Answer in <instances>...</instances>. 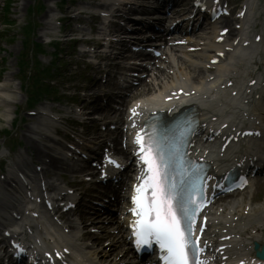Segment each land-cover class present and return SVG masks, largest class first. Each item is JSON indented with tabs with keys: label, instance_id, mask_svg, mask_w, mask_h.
<instances>
[{
	"label": "snow or ice",
	"instance_id": "6c2138e0",
	"mask_svg": "<svg viewBox=\"0 0 264 264\" xmlns=\"http://www.w3.org/2000/svg\"><path fill=\"white\" fill-rule=\"evenodd\" d=\"M136 142L141 143L139 136ZM144 143L148 146L141 145L146 153L141 158L148 166L149 175L142 185L137 186L131 209L137 217L134 221L137 246H151L155 241L164 253L165 264H193L190 251L196 241L189 240L191 227L185 230L182 221L190 215L195 217V212L190 209L194 202L185 201L177 185L169 182L168 161L157 142L150 137Z\"/></svg>",
	"mask_w": 264,
	"mask_h": 264
},
{
	"label": "rangeland",
	"instance_id": "374dc122",
	"mask_svg": "<svg viewBox=\"0 0 264 264\" xmlns=\"http://www.w3.org/2000/svg\"><path fill=\"white\" fill-rule=\"evenodd\" d=\"M1 1V0H0ZM6 1H8V3H6ZM45 2V0H43ZM21 0H2V4H0V9L2 10V16L8 20V23L10 25H12L11 27L8 28V37H9V44H6V43H1L3 48H8V49H12L15 45H18L17 48L15 47L14 49H12V51H9L7 54H5V51L2 50L0 51V58H2V63L3 61L5 60L6 63H5V66H8L9 69H8V72L6 73H15L16 70H17V67H18V63L20 62V60L22 58H30L28 57L27 55L29 54L28 52V48L26 46V40L25 39H22V37L20 35H17V32L18 33H25V32H28V30H30V27H31V22L32 23H36V24H39L40 21L38 20L39 18H41L43 16V13L45 11L41 10L40 12L37 11V10H31V1L30 0H27L25 1L24 3H27L28 4V8H27V11H20L19 9V6H18V3H20ZM79 2H77V6H79ZM5 6L6 8V5L9 4V8L6 12H4V6L3 8H1V5ZM4 12V13H3ZM18 15H24L25 16V20L26 21H29L28 24H26V21H23L22 23L18 24V26L16 25V23H14L13 19L14 17H17ZM31 21V22H30ZM11 33H15L13 35H11ZM32 35V34H31ZM10 38H11V41H10ZM11 42V43H10ZM11 45V46H10ZM71 49V48H70ZM51 48H49L46 52V54H43V56H40L39 57V60L41 61L40 62V65L37 63L36 64V68H45V67H48V68H51V72H53V69L55 68L56 66V63H53V60H54V56H52V53H51ZM23 56V57H22ZM70 59L73 61H77V50H75V52L73 54H71L70 56ZM28 71H31V69H28ZM20 74H22V71L20 70ZM61 74V73H60ZM23 75H25L23 73ZM76 77L75 74H70L69 73V76L67 77ZM22 80L24 78H21ZM23 83H24V80H23ZM16 103H18L16 100H15ZM19 105L21 104V102L18 103ZM18 118L13 120V126L14 125H19V124H24L25 121L27 119H24L23 117L20 116V112L18 114ZM4 124L0 125V128L1 126L3 127V129H7L9 127L7 126H3ZM15 129V128H14ZM0 131H2L0 129ZM20 133V132H19ZM5 135L3 133V135H0V143L1 141H3V143L5 144V142H7V145L8 143L11 141V138H20L19 135L18 137L15 136V134H11V137H8L6 136V138H4ZM1 147V146H0Z\"/></svg>",
	"mask_w": 264,
	"mask_h": 264
},
{
	"label": "bare ground",
	"instance_id": "6f19581e",
	"mask_svg": "<svg viewBox=\"0 0 264 264\" xmlns=\"http://www.w3.org/2000/svg\"><path fill=\"white\" fill-rule=\"evenodd\" d=\"M247 2H249V1H247ZM104 3L105 2H98V4H96V5H98V6H103L104 5ZM246 6H249V4H246ZM22 7H24V8H22V9H25L26 7H25V5H22ZM48 12L49 11H47V12H45V17H47V14H48ZM109 28H110V26H109ZM263 34H264V32H263ZM264 44V43H263ZM117 48V47H116ZM118 49V48H117ZM118 54H120V52H118V51H116V52H114V57L116 56V55H118ZM245 56H247L246 54H245ZM234 57L235 58H237V56L236 55H234V54H231V55H229L228 56V62H229V64H230V61L232 62V60H234ZM248 57V56H247ZM177 58V60H178V62L180 61V59L181 58H179L178 56L176 57ZM249 58V57H248ZM106 59H108V60H110V57H109V55L106 57ZM173 59H174V56H173ZM236 61H237V59H236ZM249 61V60H248ZM223 69H229V67L227 66V63L226 64H221L219 67H218V70H217V72H220V71H222ZM185 70H186V73L183 71V73H185V74H183L184 76H185V79H187V81H188V83H187V85L188 86H192V87H196V88H194V89H196V90H202L203 92H206L207 90H209L211 87H214V86H216L218 83H219V81H220V78L218 77H215V78H217V79H215L214 81H212V83L209 85V84H205L202 80H201V78H199L198 79V76H201V74H202V71L201 70H191V68H190V66H188L187 68H185ZM217 72L215 73L216 75H217ZM182 75V74H181ZM179 78H180V76H178ZM194 80H196V81H194ZM181 80H178L177 79V81H176V84H181V82H180ZM162 83V80H160L159 79V82H158V85H159V88L160 89H162L163 87H164V84H161ZM2 90H4V92H6V89H2ZM90 90H92V89H90ZM94 97V101L92 102V107H94L95 105H96V103H97V100H96V95L94 94V95H92L91 96V98H93ZM90 98V99H91ZM235 99V98H234ZM3 100L4 101H7V104L8 105H11L12 104V102L10 101V100H8V99H4L3 98ZM3 100H1V103L3 104ZM229 102L231 103V100L229 99ZM260 106V105H259ZM255 108V107H254ZM87 109L88 110H91L92 108L91 107H87ZM109 112V113H108ZM14 114V113H13ZM109 114H112L113 115V117H111ZM117 114H113V113H111V111H107V112H105L104 113V118H106V119H113V118H116V117H114V116H116ZM0 117H3L4 118V116L2 115H0ZM119 118V117H118ZM117 118V119H118ZM10 121H9V124L7 123V125L8 126H10V122H12V120H13V118H11L10 117ZM43 119L42 118H40V116H38V115H35V116H32V119L30 120V121H28V123H25V124H23V125H21L20 127H19V130H20V132H21V135H25V138L23 139V141L25 142V145L29 148V149H31L34 153H35V157L38 159V158H41L42 157V155H43V152L44 151H42L41 149H39V147H38V145H37V143H36V140H37V132H39V130H38V128H40V124H41V121H42ZM44 125V124H43ZM11 127V126H10ZM98 139V137L95 139V140H97ZM3 153V152H2ZM1 153V154H2ZM47 154H49V153H47ZM58 163V162H57ZM64 169V171H71L72 170V166H69V165H65V167H63ZM51 170V169H50ZM102 224H103V222H102ZM62 229H64V227H67V225H63V227L62 226H60ZM111 229H113V227L111 228ZM58 235H60V236H64V234L63 233H58ZM110 235V234H109ZM93 237V240L94 241H92V246H87V245H84L83 243L81 244L80 242H78V240L77 241H74L73 240V248L75 249V250H78V251H84V253L86 254V256H87V258L89 259V260H93V261H96V262H99V261H102V260H104V257H106L107 255H109L110 254V252L109 251H105L104 249H100L98 246H100L99 244H97L96 245V241L99 239V236L98 235H95V236H92ZM110 237H113V236H110ZM76 238H78V237H73V239H76ZM113 242V240H111V243ZM115 244H120V243H118V240L115 242ZM100 253H102L101 255L102 256H100ZM105 264V263H104ZM107 264H109V263H107Z\"/></svg>",
	"mask_w": 264,
	"mask_h": 264
}]
</instances>
